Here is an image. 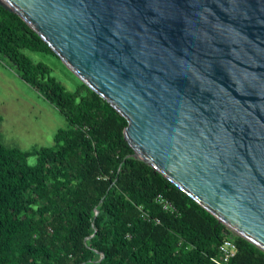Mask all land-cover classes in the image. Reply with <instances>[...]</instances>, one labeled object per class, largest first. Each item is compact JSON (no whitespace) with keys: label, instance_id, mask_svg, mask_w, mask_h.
I'll return each mask as SVG.
<instances>
[{"label":"water","instance_id":"water-1","mask_svg":"<svg viewBox=\"0 0 264 264\" xmlns=\"http://www.w3.org/2000/svg\"><path fill=\"white\" fill-rule=\"evenodd\" d=\"M126 119L144 161L264 251V0H0Z\"/></svg>","mask_w":264,"mask_h":264},{"label":"trees","instance_id":"trees-1","mask_svg":"<svg viewBox=\"0 0 264 264\" xmlns=\"http://www.w3.org/2000/svg\"><path fill=\"white\" fill-rule=\"evenodd\" d=\"M24 50L58 58L0 5V54L66 120L50 146L23 150L0 137V264H215L227 234L228 264H264V251L132 156L126 119L108 102L83 82L67 88Z\"/></svg>","mask_w":264,"mask_h":264},{"label":"rangeland","instance_id":"rangeland-1","mask_svg":"<svg viewBox=\"0 0 264 264\" xmlns=\"http://www.w3.org/2000/svg\"><path fill=\"white\" fill-rule=\"evenodd\" d=\"M35 61H43L67 88L82 82L57 57L24 50ZM66 126L64 116L35 87L20 78L16 67L0 54V137L9 146L23 150L50 146L58 128ZM35 157L28 158L33 162Z\"/></svg>","mask_w":264,"mask_h":264},{"label":"built area","instance_id":"built-area-1","mask_svg":"<svg viewBox=\"0 0 264 264\" xmlns=\"http://www.w3.org/2000/svg\"><path fill=\"white\" fill-rule=\"evenodd\" d=\"M156 200L162 205V208L169 209L171 211L174 210L173 205L169 201H166L164 198H162L161 195H158ZM235 253V240L232 235L227 234L217 246L216 254L211 257V260L215 264H228L229 260L235 255Z\"/></svg>","mask_w":264,"mask_h":264}]
</instances>
